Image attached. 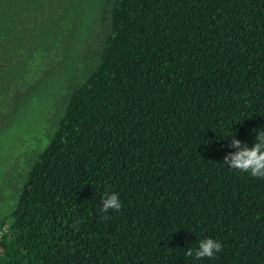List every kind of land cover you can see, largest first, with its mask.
I'll use <instances>...</instances> for the list:
<instances>
[{
  "label": "trees",
  "instance_id": "16d2710c",
  "mask_svg": "<svg viewBox=\"0 0 264 264\" xmlns=\"http://www.w3.org/2000/svg\"><path fill=\"white\" fill-rule=\"evenodd\" d=\"M258 131L264 0H0V264H264Z\"/></svg>",
  "mask_w": 264,
  "mask_h": 264
},
{
  "label": "clouds",
  "instance_id": "9594fccd",
  "mask_svg": "<svg viewBox=\"0 0 264 264\" xmlns=\"http://www.w3.org/2000/svg\"><path fill=\"white\" fill-rule=\"evenodd\" d=\"M230 148H235L237 151L229 152L225 155L223 163L230 169H235L243 173H248L253 178L264 179V131H258L252 147L246 143L242 144L240 140L232 136ZM121 202L116 194L106 195L102 200L101 211L108 213L109 210L119 212L121 210ZM107 218V217H105ZM222 250V244L218 240L207 238L201 240L198 247L193 250L189 249L186 252L187 256L200 258H213L216 253Z\"/></svg>",
  "mask_w": 264,
  "mask_h": 264
}]
</instances>
